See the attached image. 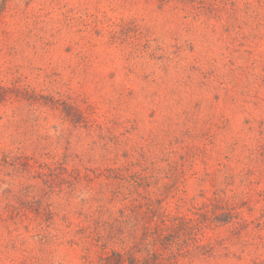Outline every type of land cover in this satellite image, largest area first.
<instances>
[{"label":"rangeland","instance_id":"rangeland-1","mask_svg":"<svg viewBox=\"0 0 264 264\" xmlns=\"http://www.w3.org/2000/svg\"><path fill=\"white\" fill-rule=\"evenodd\" d=\"M0 264H264V0H0Z\"/></svg>","mask_w":264,"mask_h":264}]
</instances>
